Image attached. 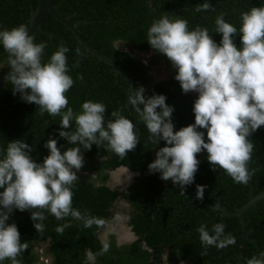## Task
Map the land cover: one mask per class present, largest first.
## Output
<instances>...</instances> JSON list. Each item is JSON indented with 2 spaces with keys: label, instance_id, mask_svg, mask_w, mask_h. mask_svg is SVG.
<instances>
[{
  "label": "trees",
  "instance_id": "obj_1",
  "mask_svg": "<svg viewBox=\"0 0 264 264\" xmlns=\"http://www.w3.org/2000/svg\"><path fill=\"white\" fill-rule=\"evenodd\" d=\"M63 15H71L70 21L83 20L78 31L94 48L110 57L121 69L114 67L86 51L75 38L72 31L49 11L44 15L40 28L33 33L34 42H47L42 58L48 62L53 52L63 43L70 51L68 57L69 75L75 81L65 93L69 107L74 114L81 111L86 100L103 102L107 106L106 119H113L111 112L119 109L121 114L133 121L138 130L140 143L134 151L121 159L106 144H93L91 150L81 146L84 166L77 172L79 179L72 191L73 207L104 220L102 227L93 225L85 228L83 223L71 217L57 220L45 212L47 219L43 233L34 227L29 210H14L8 223H15L20 231L22 242L28 248L17 259L21 264H39L41 253L38 245H47L49 264H247L254 256L264 251V198L256 207L244 211L246 235L243 238L241 223L237 215H223L214 205L220 201L229 211H235L249 199L252 189L256 194L264 189V126L252 134L254 144L250 168L257 171L247 185L235 183L224 170L212 166L207 159V151L198 153L200 160L193 184L185 188V194L171 180L165 182L160 173L150 174L148 165L156 158L159 145L149 140L150 133L128 103L129 93L140 86L145 95L164 94L167 103L174 106L173 122L175 130L195 122L194 102L198 93H183L175 80L176 69L168 58L156 52L147 42V31L153 21L167 14L170 19H186L189 30L196 26L207 28L213 39L219 43L222 34L215 32V19L223 13L227 22L238 29L240 15L252 7L264 6V0H210L214 11L196 12L198 5L205 0H51ZM37 0H0V30L12 29L21 24L28 25L30 12ZM240 46V36L234 41ZM149 55L145 62L132 55L124 46ZM80 49L83 56L77 54ZM7 52L0 43V75L5 69ZM79 61V66L73 67ZM163 63L170 72L166 78L154 80L150 67ZM82 76L83 79L79 77ZM132 78V88L128 78ZM60 116L41 114L38 106L21 99L19 93L13 94L8 80L0 90V159L6 153L12 140L20 139L32 147L31 156L38 163L50 154L45 147L50 138H55L61 152L70 147L68 141L59 136ZM76 128L75 120L71 129ZM205 139L207 140V130ZM119 166L139 174L134 176L125 190L107 184L110 171ZM197 185H205L204 199H196ZM3 191V189H0ZM128 202V224L136 239L118 245L115 233H108L106 240L101 233L108 220L114 218L120 202ZM70 224L63 232L57 231L63 224ZM207 225L211 232L217 223L225 225V234L236 238V244L224 249L214 246L205 251L197 229ZM254 238V240L252 239ZM102 242L109 244V251L99 255ZM0 264H11L5 260Z\"/></svg>",
  "mask_w": 264,
  "mask_h": 264
},
{
  "label": "clouds",
  "instance_id": "obj_2",
  "mask_svg": "<svg viewBox=\"0 0 264 264\" xmlns=\"http://www.w3.org/2000/svg\"><path fill=\"white\" fill-rule=\"evenodd\" d=\"M209 10L214 11L210 0L195 9ZM240 20L238 29L225 20L223 13L216 17L215 32L222 34L219 43L207 28L189 30L186 19L173 20L167 14L153 21L147 31L149 45L164 54L176 69L174 78L182 92L198 93L193 106L195 122L179 130H175V109L167 103L166 95L146 96L143 86L128 95L129 105L150 133L149 140L156 145L165 142L148 165L149 173H160L165 182L171 180L182 195L195 181L200 164L197 154L205 150L212 170H224L235 183L247 185L257 171L249 167L254 151L250 137L264 126V6L242 12ZM237 35L240 46L234 42ZM0 43L9 57L11 71L6 79L11 82L13 94L19 93L23 101L36 104L41 114L60 116L59 136L74 146L61 152L57 140L50 138L45 144L50 154L38 163L31 156V145L17 139L9 142L0 159V262L21 264L17 258L28 245L22 242L17 225L8 223L13 211L29 210L38 233L44 231L45 212L57 220L71 217L85 228L102 227L103 219L73 207L72 188L85 163L81 146L91 150L93 144H106L108 150L124 159L140 140L133 121L119 109L111 112L113 119H106L107 106L103 102L86 100L81 111L74 114L65 95L75 83L69 75L66 53L70 49L66 45L61 43L45 63L42 58L47 42H34L24 24L0 30ZM76 52L83 56L80 49ZM77 66L79 61L73 67ZM73 120L76 128L69 131ZM202 129L207 130V140ZM205 187L197 185L196 199H204ZM69 226L65 223L57 231L62 233ZM224 229L222 223L214 224L211 232L207 225L199 226L197 231L205 248L202 256L208 247L224 249L236 244V238L226 235ZM241 233L248 238L246 225L244 236ZM108 251L109 244L102 242L98 254ZM247 264H264V251Z\"/></svg>",
  "mask_w": 264,
  "mask_h": 264
},
{
  "label": "water",
  "instance_id": "obj_3",
  "mask_svg": "<svg viewBox=\"0 0 264 264\" xmlns=\"http://www.w3.org/2000/svg\"><path fill=\"white\" fill-rule=\"evenodd\" d=\"M47 11H49L55 18H57L59 21H61L65 26H67L72 31L75 38L84 46L86 51L97 56V58L99 60H103L106 63L111 64L114 67L116 72L121 71V69L113 62V60L110 57H108V56L104 55L103 53H101L100 51H98L90 43H88L87 40H85L82 37V35L80 34V32L78 31L77 28H78L80 22L83 20H78L75 23L71 22L70 21L71 15L70 14L69 15H63L58 10L56 4L52 3L51 0H37L36 7L30 12V19H29V23L27 25V28L29 30V35H33L34 31L36 29L40 28L41 21H42V19H43L44 15L46 14ZM8 64H9V59L6 62L5 69L3 70V72L0 75V90L5 86V83L7 81L6 77L9 74V72L11 71V68ZM128 80H129L131 88H132L133 80L130 77L128 78ZM116 169L122 170V171H127L126 173L129 175L127 177V179H129L134 174H136V175L139 174L136 171L129 170L125 166H119ZM262 198H264V189L259 191L256 194H254L253 190L251 189L249 192L248 201L245 202L244 204H242L241 206L237 207L235 211L227 210L225 208V206L220 204V201H218L214 205V207L220 208L223 215H237L239 220H240L241 227H242V233L241 234L244 236L245 225H246V221L244 219V211L247 208H249L250 206L255 207L257 205V202L259 200H261ZM127 231H129V230H127ZM129 233L132 235V237L134 239L136 238V236L134 235V233L132 231H130Z\"/></svg>",
  "mask_w": 264,
  "mask_h": 264
},
{
  "label": "rangeland",
  "instance_id": "obj_4",
  "mask_svg": "<svg viewBox=\"0 0 264 264\" xmlns=\"http://www.w3.org/2000/svg\"><path fill=\"white\" fill-rule=\"evenodd\" d=\"M124 48H126L130 53H132V55L141 57L145 62L148 61L149 55L147 53L138 52L137 55H136V53H134V51L130 50L127 47V45L124 46ZM150 69H151V73H152V76H153L154 80H160V79L166 78L168 76L169 72H170V69L167 68L161 62L158 63V64H155V65H152L150 67ZM126 172L127 171H122V170H118V169H115V170L111 171L109 173V178L107 180V184L110 185L111 187H116L118 189L119 188L122 189V187H123L122 182H125V180L129 176ZM121 212H119V214L114 216L116 218V220H117V224H116L115 218H113L111 222L110 221L107 222V224H106L107 226H105V227L108 230H112L114 228V226H116V232H117V229L119 227V221H122L125 224L124 219H121V217H120V216H122ZM123 216L126 217L125 215H123ZM127 227L126 228L123 227V229H126V230H123V231H121V229L119 228V231H120L119 234L122 232L121 236L122 237L125 236V240H121V242H123V241H125V242L132 241V239H134L132 237V235L129 233V231H127L128 230ZM103 231H102L100 236H101L102 240H106L107 236L105 237V235L103 234L104 233ZM38 247H39V250H40V253H41L39 264H49V254H48L47 245L41 244V245H38Z\"/></svg>",
  "mask_w": 264,
  "mask_h": 264
},
{
  "label": "flooded vegetation",
  "instance_id": "obj_5",
  "mask_svg": "<svg viewBox=\"0 0 264 264\" xmlns=\"http://www.w3.org/2000/svg\"><path fill=\"white\" fill-rule=\"evenodd\" d=\"M111 172V171H110ZM136 173V172H135ZM134 176H136V174H134L133 176H131V178H129V179H126L125 180V182H122V184H123V187H122V189H120L119 188V190H125L126 188H127V186L131 183V181H132V179L134 178ZM130 208V204L128 203V202H126V201H124V202H120L119 203V207L117 208V210H116V213L114 214V216H116L117 214H119V212H121L122 213V216H120L121 217V219H124V222H125V224L122 222V221H119V227H118V229H117V232H116V226H114V228L112 229V230H108L106 227H104L103 228V234L105 235V237L108 235V233H110V232H112V233H115V235H116V243L118 244V245H121V244H124V243H128V242H131V241H127V242H125V241H123V242H121V240H125V236L124 237H122L121 236V233L119 234V228L121 229V231H123V230H126V229H123V227L124 228H126L127 226V228H128V230H129V232L131 231V229H130V225L128 224V219H129V217H128V209ZM123 215H125L126 217H124ZM115 218V217H114ZM108 221H112L111 219L110 220H108ZM107 221V222H108ZM115 221H116V224H117V220H116V218H115ZM122 222V223H121ZM107 224V223H106ZM107 226V225H106ZM135 235V234H134ZM136 236V235H135ZM136 239V238H135ZM134 239V240H135ZM133 240V239H132Z\"/></svg>",
  "mask_w": 264,
  "mask_h": 264
},
{
  "label": "bare ground",
  "instance_id": "obj_6",
  "mask_svg": "<svg viewBox=\"0 0 264 264\" xmlns=\"http://www.w3.org/2000/svg\"><path fill=\"white\" fill-rule=\"evenodd\" d=\"M121 177V176H120ZM126 235V234H125Z\"/></svg>",
  "mask_w": 264,
  "mask_h": 264
}]
</instances>
